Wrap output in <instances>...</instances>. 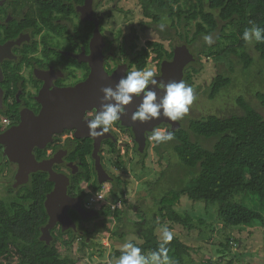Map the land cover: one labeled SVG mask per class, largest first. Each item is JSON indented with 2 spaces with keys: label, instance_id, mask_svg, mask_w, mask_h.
<instances>
[{
  "label": "trees",
  "instance_id": "obj_1",
  "mask_svg": "<svg viewBox=\"0 0 264 264\" xmlns=\"http://www.w3.org/2000/svg\"><path fill=\"white\" fill-rule=\"evenodd\" d=\"M137 1L143 18L149 20L141 21L142 27L155 29L160 40L186 44L189 48L205 35L215 34L218 43L206 46L207 50L198 49L196 60L186 66L183 81L186 85L193 86L194 77L198 74L195 64L200 63L198 60L202 54L213 56L215 60L234 55L238 57L241 68L248 70L251 67L252 59L242 35L251 26L249 21L264 28V0ZM162 23L165 29L160 31ZM132 37H136L134 30L132 35L122 36L121 31L115 35L121 53L134 57L131 63L137 70L146 68L151 55L158 65L161 60L172 57V51L161 41H147L145 46L138 48ZM253 47L264 60V42H254ZM232 82L229 74L217 73L210 83L209 98L218 97ZM252 95L264 109V90L253 91ZM236 103L241 112L190 118L186 125L181 121L172 141L153 145L159 162L168 155L167 164L153 187V208L142 211L130 207L139 220L125 219L124 228L113 232V235L120 238L137 235L140 241L131 239L129 242L148 256L162 243L158 230L167 228L173 233V239L165 245L168 264H185L187 258L192 259V247L173 230L193 231L197 228L194 216L182 214L175 208L181 198L186 197L217 208L223 241L218 246L216 242L213 244L216 245L211 253L214 259L210 257L209 264H234L236 252L232 253L233 246L238 252L241 247H246L250 238L245 235L242 239L241 233L264 228V115L243 95L237 97ZM149 148L148 145L146 152L140 154L142 164ZM116 163L121 166V163ZM88 179V173L80 171L72 178L74 189L79 182ZM121 181L116 178L108 191L112 201ZM51 188L52 183L46 175L38 172L31 175V183L17 195L0 199V264H80L81 257L62 256L60 247L71 248L79 238L83 249L90 245V240L104 231L109 232L105 208L102 207L103 219L92 229L82 228V234L72 230L63 234L57 230L50 243L41 241L40 228L47 222L43 201ZM246 197L252 198L251 201L259 200L262 211L257 206L251 208L245 204ZM22 200H27L29 205H21ZM122 213L125 214L124 204ZM197 221L204 223L200 218ZM120 255L121 249H117L110 257L115 259Z\"/></svg>",
  "mask_w": 264,
  "mask_h": 264
},
{
  "label": "flooded vegetation",
  "instance_id": "obj_2",
  "mask_svg": "<svg viewBox=\"0 0 264 264\" xmlns=\"http://www.w3.org/2000/svg\"><path fill=\"white\" fill-rule=\"evenodd\" d=\"M103 3V0H0V199L6 200L24 190L34 173L45 174L51 182L50 170L68 177L69 197L78 198L84 210L97 213L81 215L76 209L69 208L67 212L75 228L62 229L61 222H57L50 230L52 239L57 230L63 234L69 230L82 234L81 229L88 228L85 223L98 217L103 219L102 208L91 207L88 197L90 192H95L94 188L100 190L107 183L109 191L119 178L108 168L106 156L112 154L117 165L116 162L121 163L122 150L131 149L140 157L152 142L149 140L152 132L146 131V144L140 150L132 128L124 125L122 120L115 122L103 135L92 136L87 121L93 118L97 109L87 110L76 121V127L53 133L51 141L42 148L35 146L32 149L35 160L45 163L46 170L30 172L27 180L21 172L19 174L23 164L27 166L28 162L16 157L14 147L22 145L9 134L21 125L24 118L42 112L46 95L58 89L75 88L88 81L93 72L98 73L97 80L103 84L104 76L108 80L115 72L124 76L137 70L131 63L134 57L122 54L115 37L110 39L105 26L110 13L109 9L101 7ZM95 35L101 43V57H94ZM176 46L168 50L173 53ZM172 57L161 60L159 65L153 55L148 58V62L156 63L157 77L161 63L171 61ZM135 109L134 103L125 106L123 116L131 117ZM179 123L181 126L180 120ZM155 129L170 130V125L162 123ZM80 171L88 173L89 179L82 180L74 189L72 178ZM53 186L54 183L43 201L46 214L44 203ZM21 205L29 203L22 200ZM48 219L47 214V222ZM45 225L40 228V235Z\"/></svg>",
  "mask_w": 264,
  "mask_h": 264
},
{
  "label": "rangeland",
  "instance_id": "obj_3",
  "mask_svg": "<svg viewBox=\"0 0 264 264\" xmlns=\"http://www.w3.org/2000/svg\"><path fill=\"white\" fill-rule=\"evenodd\" d=\"M103 2L101 7L104 10L109 9L110 13V16L105 19V26L110 39H113L119 30H121L122 36L132 35L134 30L136 37L132 38H134L138 48L145 46L147 41H161L167 49L181 44H172L170 41L160 40L155 29L143 28L141 21L149 22V20L143 18L137 0H103ZM192 31H194V27ZM212 37L214 43L211 45H216L218 42L215 39V34ZM206 46L209 45L204 42L202 37L189 47V50L195 56V52L198 49L207 50ZM253 46L254 42L246 45V51L252 59L251 67L248 70L240 67V64H238L239 59L234 55L215 60L213 56L207 57L202 54L199 58L200 60H198L201 64H195L198 69V74L194 77L192 86L195 99L190 106L189 112L185 115L186 117L184 116L180 120L183 124L186 125L190 118L208 114L222 116L241 112V108L236 103L239 95H243L248 101H251V104L264 115V109L258 105L257 100L252 95L253 91L264 90V60L259 57ZM154 64L156 63L149 61L145 70H155ZM220 72L229 74L233 78L232 85L218 97L210 99V83L213 77ZM154 144L155 142L152 141L143 164L140 162V157L132 153L131 149L121 151L120 167L115 164L116 160L112 154L106 156L105 162L108 168L115 177H119L122 180L118 184L117 195L112 201L108 193L109 184L107 183L102 185L100 190L89 193L88 204L94 209L105 208L107 225L110 230L109 232L104 231L96 238L90 240L91 242L88 241L90 245L83 249L79 238H76L71 248L61 246L60 253L62 256L81 257L80 264H116L119 257L111 258L112 253L117 249H122L123 245L131 239L138 240L137 235L120 238L117 235H113V232L124 228L126 225L125 219L130 221L139 220L130 207H134V209L140 208L142 211L148 210V207L153 208V187L158 182L161 171L168 160V155H165L159 162V156L153 150ZM129 148L131 147L129 146ZM1 195L2 192L0 190V197ZM251 199L246 197L244 203L251 208L257 206V209L262 211L261 202L254 199L251 201ZM123 204L125 206V214L122 213ZM175 208L182 214L189 213L194 216V225L197 227L193 231L181 230V228L173 230L174 233L180 235L182 241L192 247V259L187 258L185 264H209L208 259L210 257L214 259L211 253L216 245L213 246V244L216 242L218 246L219 242L223 241L217 208L206 205L203 202L190 201L186 197H182L181 202ZM197 218L202 219L204 223H198ZM99 220H101L100 217L84 225L92 229L93 225ZM244 232L241 233L242 239L246 237L245 235L250 238L246 241V247H241L238 252L236 251L237 248L233 246L232 253L236 252L234 255L232 254L233 259L236 261H234V264H264V228ZM158 233L161 237L162 230H158Z\"/></svg>",
  "mask_w": 264,
  "mask_h": 264
},
{
  "label": "water",
  "instance_id": "obj_4",
  "mask_svg": "<svg viewBox=\"0 0 264 264\" xmlns=\"http://www.w3.org/2000/svg\"><path fill=\"white\" fill-rule=\"evenodd\" d=\"M94 57H101V43L96 35L93 39ZM196 60L186 44L177 45L173 50L171 61H164L160 65V75L157 81H163L165 84L171 81H182L184 69L187 65ZM115 72L114 76H104L103 84L98 82V73L76 86L75 88L58 89L50 92L44 99V108L38 116L24 118L20 126L16 127L9 136L19 142L22 146L14 147L17 152L16 157L27 160V166L23 164L19 174L28 179L30 172L46 170L45 163L37 162L32 154L35 146L42 148L47 142L51 141L52 134L62 131L64 128L76 127L78 121L87 110L99 109V101L102 96L101 88L115 86L118 80L123 76ZM155 90V89H153ZM162 95V90L158 91V96ZM135 108L139 104V99H134ZM123 124L130 126L135 135V141L139 149L143 150L146 144L145 132H152L162 123H168L170 130L174 131L180 127L179 121L172 122L161 116L159 119L141 123L133 122L130 117H121ZM1 139V138H0ZM23 150V153H22ZM23 155V156H22ZM98 160V159H97ZM49 180L54 183L52 191L47 194L45 199V208L49 216L48 222L41 229L40 240L47 244L52 240L50 230L57 222H61L62 229L73 227L75 225L68 214L69 208H74L83 215L88 213L97 215L93 210H84L80 206V200L71 198L67 195V185L69 179L63 174H56L50 170ZM21 172V173H20ZM80 206V207H79Z\"/></svg>",
  "mask_w": 264,
  "mask_h": 264
},
{
  "label": "clouds",
  "instance_id": "obj_5",
  "mask_svg": "<svg viewBox=\"0 0 264 264\" xmlns=\"http://www.w3.org/2000/svg\"><path fill=\"white\" fill-rule=\"evenodd\" d=\"M249 24L251 26L243 31L242 39L249 44L264 42V28L258 27L252 21ZM159 29L163 31L165 24H160ZM203 40L207 45L214 43L211 35H205ZM156 77L157 72L154 69L136 70L122 76L114 87L101 88L99 109L87 121L89 134L99 136L107 132L125 115V106L132 104L134 99H139V104L130 117L133 122H150L161 116L172 122L181 120L189 112L195 99L193 88L183 81L166 84L163 81L157 82ZM161 90L162 95L158 96V91ZM150 139L156 144L167 143L174 139V131L155 129ZM172 239L173 233L164 228L160 247L148 256L134 243L126 242L116 264H168V250L165 245Z\"/></svg>",
  "mask_w": 264,
  "mask_h": 264
},
{
  "label": "built area",
  "instance_id": "obj_6",
  "mask_svg": "<svg viewBox=\"0 0 264 264\" xmlns=\"http://www.w3.org/2000/svg\"><path fill=\"white\" fill-rule=\"evenodd\" d=\"M149 140H151L150 138H149ZM152 141V140H151Z\"/></svg>",
  "mask_w": 264,
  "mask_h": 264
}]
</instances>
